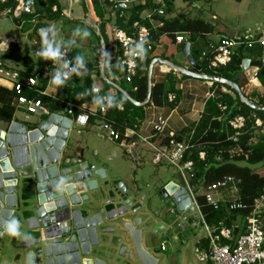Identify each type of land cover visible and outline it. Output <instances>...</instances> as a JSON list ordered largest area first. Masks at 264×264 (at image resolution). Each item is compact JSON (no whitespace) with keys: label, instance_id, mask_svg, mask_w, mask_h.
I'll return each mask as SVG.
<instances>
[{"label":"water","instance_id":"95a60500","mask_svg":"<svg viewBox=\"0 0 264 264\" xmlns=\"http://www.w3.org/2000/svg\"><path fill=\"white\" fill-rule=\"evenodd\" d=\"M130 7L129 3H124L118 4L116 9ZM89 23L98 30L93 21ZM111 35L112 27H109V39ZM99 43L100 77L134 105L142 106L149 102L152 66L155 62H161L178 72L226 84L251 109L264 111V105L248 99L235 82L198 73L201 64L188 55L189 42H185L184 51L191 67L196 70L184 69L162 58L153 59L147 68V96L143 102H137L105 76L106 47L102 36ZM248 63V59H245L242 69L245 70ZM32 125L37 126L28 127L14 120L5 129L0 128V240L7 233H12L15 238L21 230L13 217L19 208L16 187L20 177L34 181L36 191L35 213L24 216L27 225V230L22 234V247L27 249L25 264H106L103 258L107 256L99 252L104 240L109 241L111 248L118 250L119 264H158V258L147 250L148 245L145 246L149 241L147 234L150 226L145 211L140 203L125 196L126 188H122L120 183L106 188L105 172L95 165L72 161L73 158L67 163L57 162L71 129L70 120L50 114ZM178 187L177 183L170 182L159 194L164 198L170 197L177 208L184 211L189 200L183 189ZM87 192L92 193L96 200L89 199ZM99 192L105 195L102 204L99 203ZM117 195L122 197L119 202H116ZM85 203L87 208L84 211L81 207ZM117 227L119 235L115 232ZM162 229H166L165 224L155 232ZM18 262L19 257L15 263Z\"/></svg>","mask_w":264,"mask_h":264},{"label":"trees","instance_id":"16d2710c","mask_svg":"<svg viewBox=\"0 0 264 264\" xmlns=\"http://www.w3.org/2000/svg\"><path fill=\"white\" fill-rule=\"evenodd\" d=\"M72 1L79 4L83 10H86L85 0ZM90 1L96 15L101 18L104 17V9L106 7L111 8L110 12L107 13V20L113 22L111 23L113 27L122 28L125 31L130 32L131 25L134 21H139L148 27L152 26L147 17L141 16V13L144 10L152 9L150 0H145L143 4L138 5L134 3L130 8L122 9H116L115 4L110 3L108 0ZM164 1L165 15L155 16V19L163 21V25L157 28L152 27L154 30L151 31V41H153L152 50L149 51L147 48H144L143 56L138 62L135 75L132 76L130 82H127V86H122L124 85L122 84L124 83V79L120 77L121 81H119V85L132 99L137 102H143L145 100L147 96V68L152 60L149 55L153 51L159 35H172L174 32H186L189 34L188 42L194 46L195 50L193 55L196 57L204 56L203 59H200L202 72H204V74L222 77L231 80L240 86L237 76L242 69L241 65L243 61L248 59L249 66L256 68L254 76L264 87V61L262 47L259 45L238 47L234 51V54L227 65L211 69L208 67V53L202 49H197L196 43L199 42V39H201L202 36L212 32L213 26L199 18L189 17V15L183 11L179 12L175 17H166V14H171L174 6L173 0ZM53 3H55L54 0H49L47 6L41 4L39 9L32 10L30 16L33 19V15H37V12L40 11L38 14H42L41 11H44L48 15L49 21L61 18L59 11H51V5ZM190 4L191 2L187 3V6H190ZM7 5L14 9L12 11L14 15V12L16 13V3L14 1H9ZM2 6L4 7V5ZM27 16L29 15H18L14 17V20H17L18 22L21 18ZM39 25L42 24L37 21L33 27V31L37 38L42 37V35L37 32ZM99 30L107 49L108 40L106 34L100 28ZM263 30L264 28L257 32V35L254 37L260 35ZM70 44L71 43L67 41L64 45L50 48L47 64L49 65L51 61L56 59V56L61 49L67 48L69 51ZM98 46L100 47V45ZM19 50L20 45L15 40L8 41L7 48L5 50H0V60L5 63L6 68L13 69L6 64L5 60ZM106 60L107 58L105 59V62ZM94 62L95 66H97L98 62ZM78 64L80 69L83 64L81 62H78ZM115 71L118 75L120 74L119 69L115 68ZM171 72H173V70L168 72L165 82L155 83L151 86L149 101L153 104L161 105L164 102H167V96L169 93H177V90L174 88L175 82ZM42 73L43 72H40V74ZM33 74L35 75V73ZM104 74L108 77L107 67L105 65ZM39 80L43 82L42 79ZM101 81L104 92L111 88V86L104 80L101 79ZM41 82L38 81L36 83L35 89L44 90L45 83L41 84ZM213 84L219 87H224L228 92L225 93L218 91L216 95L217 97L208 99L198 122L191 127L184 129L181 133L174 134V139L187 142L190 145V147L182 154L181 161H192L193 168L191 184L196 189H198V187H205L206 185L221 179L223 176L230 175L239 180V183L236 184V193L231 194L228 190H223L221 192L229 193V197H225L224 199L227 201L235 199L242 204V208L229 210L227 209V203L221 201L219 202V207L213 209L211 205L205 203L202 195L198 194L197 196L201 213L208 225L216 226L222 224L225 227L232 228L234 235H238L243 232V224H246L247 218L254 209L255 201L259 199L264 190V175H258L251 168L258 164H264V128L257 127L254 122L257 118L260 119L264 125V111L251 109L239 99L237 93L228 85L219 82H213ZM91 90V78L88 75L83 74L79 76V74H77L62 84L61 98L52 99L46 95L25 89L23 90V94L27 98H40L43 106H47L46 108H48L50 112H55L62 110L65 106V102H77L79 104L87 102L93 96ZM80 94H82V97H80ZM17 96L18 94L13 89L0 86V123L3 125L7 126L14 117V113L16 112L14 104ZM98 102L106 109L104 118L111 121L114 128L121 134L119 140H116L119 142L124 138L123 131L126 128L134 129L143 115L142 106L134 105L117 90H115L113 95L106 94L105 101H102L100 94ZM118 104L122 106V109H118ZM219 105L225 106V109L221 110ZM239 115L245 118V124L240 130L234 129L229 125V120ZM100 118L103 117H101L98 112L95 116H89L88 124L84 128L86 129L94 125ZM236 132L238 133L237 135H235ZM168 136L161 138L158 145L166 144L168 142ZM233 137H235V139H233ZM200 151L204 152V158L199 157ZM240 163H245L246 166H241ZM237 218H240L241 220L237 221ZM259 219L262 222V228L264 231V210L260 213ZM206 248L207 240L205 238H200L196 243V249L205 251Z\"/></svg>","mask_w":264,"mask_h":264},{"label":"crops","instance_id":"0c3cea01","mask_svg":"<svg viewBox=\"0 0 264 264\" xmlns=\"http://www.w3.org/2000/svg\"><path fill=\"white\" fill-rule=\"evenodd\" d=\"M21 2L27 1V0H20ZM49 0H31V8L32 10H37L43 4L44 6H47ZM55 3L51 5V11L54 12L59 11L61 14V18L55 19L52 21L48 20V15L41 11L42 14L33 15L34 18L29 15L27 17L21 18L18 22L17 20H14V17L12 16H5L0 15V20L4 21L6 19H12L18 30L21 32V38L23 39V42L29 47V43H39L38 40L40 38H37L35 32L33 31V27L35 23L38 21V23L42 24L39 26L49 27L51 26L53 28V33L50 35V41L47 43V46L42 45L43 47H46V54H42L40 56H36L34 54V59L26 54L22 58L21 64L24 66V70L20 71L19 69H16L15 67H18V65L15 64V67H11L8 64V60L6 61V64L16 70H19L21 74H33V73H45L46 65H47V58H48V51L52 47H57L64 45L65 42L69 41L71 44L69 45L70 50L68 51L67 48H65L69 55L74 58L77 62H81L83 65L79 69V76L81 75H88L92 80V87L97 86L100 88L101 92L103 91V84L100 77V45L99 43V35L100 30L102 26H104V32L106 34L107 40H108V47L106 49V54L108 55L111 45V39H109V27H113L111 21L107 20V13L110 12L111 8L106 7L104 17L101 18L96 15V12L94 11L91 1L86 0V10H83L79 4L73 2L72 0H54ZM173 0V10L171 14H166V17H175L179 12H185L186 14L190 16V13L188 11H185V9H176L175 4ZM187 3L191 2V0H185ZM76 6V8H72V6ZM55 7V10H54ZM190 9V6H189ZM73 12H75V19L80 24L82 28L85 29V34L80 35L73 31L72 29L66 27L64 23V19L67 15H71ZM149 13V10H144L141 13L142 17H146ZM215 18V15L212 16V19ZM153 20H156L155 17H153ZM7 21V20H6ZM94 22L98 26V30L93 27L89 22ZM46 25V26H45ZM38 26V27H39ZM181 33L184 37V41L182 43H176L174 41L175 34ZM99 34V35H98ZM93 36L97 39L95 41L93 39ZM227 36L232 37L234 35H222L215 33L214 30L212 32L205 34L201 37V39L204 42H200L201 39H199V42L196 43V48L199 50H203L207 52V45L209 43L216 42L220 37ZM19 45H20V52L23 49V45L17 41L16 37H13ZM11 39H7L6 41H10ZM0 41L3 40L0 38ZM189 41V34L186 32H174L172 35L167 34H161L157 38V42L153 48V51L150 53V57L153 59L155 58H162L167 61L173 62L176 65H179L180 67L195 71L196 69L192 68L184 51V44L185 42ZM190 43V42H189ZM195 45V44H194ZM189 50L188 55L195 61L201 62L200 59H203L204 56L196 57L193 55L195 52L194 46L189 44ZM16 52V53H18ZM14 53V54H16ZM208 53V52H207ZM14 54L11 56V58H14ZM203 55V54H202ZM264 56V55H263ZM202 57V58H201ZM151 60V61H152ZM98 62V65L95 66V62ZM264 61V57H263ZM35 64L33 71L27 70L31 65ZM173 70L171 66L156 62L152 66L151 71V86L155 83H163L166 80L167 74L169 71ZM40 71V72H39ZM115 71V69H114ZM116 72V71H115ZM197 72V71H196ZM256 72L255 67H250L249 65L246 67V69H241L239 75L237 76L238 83L240 84L241 91L245 94V96L252 100L253 102L264 105V87L260 84V82L257 80V78L254 76V73ZM108 76L109 74L107 70ZM198 73H204L202 72V66ZM171 75L173 76L175 85L174 88L177 90V93H169L174 95V99L170 101L167 99V102H164L161 105H155L152 102H148L144 105H142L143 108V115L141 119L138 121L136 127L133 129L135 134L128 133L127 136L123 138L122 141H114L112 140L108 134L103 131L100 128V122H95V124L99 127V129L103 132L101 135L97 134L101 138L98 143L94 146L93 151V158H91L90 161L93 160V163L90 165H95L98 168H102L106 175V188L108 186L114 187L116 183H120L122 187L126 188V192L130 193L129 197L135 201V203L143 204L142 200L145 198V190H147L145 187L140 188L141 184H138L139 181H144L143 178H129L127 177L126 172L129 168V162H134V165L137 167H141V165L145 164L148 157H151V163L152 165L159 169L162 167V164L165 162H157L155 160L156 152L153 149L155 145H158L161 141V138H164L165 136H168L170 133L172 134H178L181 133L184 129L191 127L195 123L198 122V120L201 117V114L204 110L205 104L208 99L217 97V92H228L224 87H219L215 84H213V81L202 79L200 77H196L193 75L185 74L182 72H178L173 70L171 72ZM41 82V80H38ZM119 81H121V78H119ZM119 81L116 83L119 85ZM124 85L123 87L127 86V82L123 81ZM45 83L44 86V92L48 96H52L55 98H61V89L62 84L59 83L56 80H51L50 82H41V84ZM0 86H4L7 88L9 87V83L6 81L0 79ZM120 86V85H119ZM121 87V86H120ZM122 88V87H121ZM108 95H113L115 93V89H108L105 91ZM99 96L93 95L87 102L83 103V107L91 110L97 109L96 103L98 102ZM97 101V102H96ZM171 103V104H170ZM45 108L47 106H44ZM48 110V108H46ZM25 115L29 117L28 119L34 118V120H31L30 123L33 124L36 119H45L46 115L41 110L37 114H28L25 113L23 110H18L14 113L13 120L16 121V115L17 114ZM38 117V118H37ZM164 119V126L162 133L160 135H157L156 138H151L154 134L153 126L156 123V120L158 118ZM0 126H3L2 123H0ZM93 126V125H92ZM91 127V126H90ZM89 127V128H90ZM81 130L84 128L79 127ZM89 128H86L87 130H90ZM130 129V128H127ZM81 132V131H79ZM145 138V139H143ZM145 140H147L145 142ZM116 143L117 147L113 145ZM65 148V147H64ZM63 148V150H64ZM98 148V149H97ZM121 149L123 150V155L121 154ZM62 150V151H63ZM61 151V159L60 164L63 162V153ZM111 151V155L106 156L105 152ZM79 154V159L81 161H84V149L77 145L76 152ZM76 154V159L77 158ZM150 154V155H149ZM148 156V157H147ZM146 158V159H145ZM66 159V158H65ZM168 165V164H167ZM133 166V165H132ZM161 166V167H160ZM134 170V167H132ZM115 169V170H114ZM253 171L257 173L258 175H264V164H258L253 166ZM138 172V169L136 168L134 170V174ZM177 175V172H176ZM179 177V176H178ZM146 183V182H145ZM170 182L166 181L163 182V179L161 178L158 189H162L166 184ZM159 190V191H160ZM147 194V193H146ZM160 195V194H159ZM162 200L165 201L166 198L160 196ZM156 215L153 217V220L156 224H159L161 222L162 216L160 213L157 214L156 209L153 211ZM166 225V224H165ZM243 224V229H244ZM200 239V238H199ZM149 242V241H148ZM160 242V244H162ZM146 243V247H147ZM148 250V249H147ZM149 251V250H148ZM150 252V251H149ZM151 253V252H150Z\"/></svg>","mask_w":264,"mask_h":264},{"label":"built area","instance_id":"2783aa9c","mask_svg":"<svg viewBox=\"0 0 264 264\" xmlns=\"http://www.w3.org/2000/svg\"><path fill=\"white\" fill-rule=\"evenodd\" d=\"M9 1H14L17 5L15 10L16 13L14 12V15L12 12L14 9L7 5ZM108 1L115 4V7L118 4L129 3L132 6L134 3L138 5L145 2V0ZM30 2L31 0L23 2L20 0H0V15H9L12 17L20 16L22 14L30 15L32 13ZM150 4L152 5V9L149 10L146 17L152 24L151 27H148L139 21H134L131 25L130 32L118 27L112 28V43L108 55L106 54L107 60L104 63L111 75L110 77L108 76V79L112 82L116 83L119 81L120 77H122L124 81L130 82L132 76L135 75L138 62L143 56L144 48H147L149 51L152 50L153 41H151V31L154 30L152 27L157 28L163 25V21L159 19L153 20V17L165 15V1L150 0ZM2 5H4V7ZM37 32L42 35L40 38L41 44L47 46V43L51 39L50 35L53 33V28L51 26L48 28L40 26L37 28ZM174 41L176 43H182L184 41L183 35L181 33L175 34ZM253 45H259L262 47L264 55V30L256 37L252 35H234L232 37L222 36L216 42L207 45L208 67L215 69L227 65L231 60L234 51L238 47H251ZM7 46L8 43L0 41V50H5ZM48 53H50V50ZM115 68L119 69V75L114 71ZM78 73V62L69 55L65 48L58 52L55 60L51 61L49 65H46L45 73L42 74L35 73V75H23L19 70L6 68L5 63L0 60V79L9 83V87L18 94L14 104L16 111L23 110L28 114H37L42 110L46 116L57 114L68 118L70 120L71 128H83L87 126L89 116H95L98 112L100 113V116L103 117L97 120V122H100V128L105 131L112 140H119L121 134L114 128L111 121L104 118L106 109L97 101V109L95 110L83 107V103L65 102V106L62 110L50 112L42 105L40 98H27L23 94V90L25 89L46 95L44 90L35 89L36 83L39 79H42L43 82L56 80L63 84ZM91 91L93 95L99 96L101 94L102 101H105L106 93L101 92L99 87L94 86ZM48 97L57 99L52 96ZM80 97H82V94H80ZM167 97L170 101L174 99L173 94H168ZM117 106L118 109H122L120 104ZM219 107L221 110L225 109V106L223 105H219ZM12 121L14 120L12 119ZM164 122V119L160 117L156 120V123L153 126L154 134L151 138L162 133ZM254 122L257 127L264 128L263 122L260 119L256 118ZM244 124L245 118L241 115L235 116L229 120V125L234 129L240 130ZM128 133L135 134L132 128H126L123 131V137L127 136ZM237 134L238 133L236 132L235 135ZM233 139H235V137H233ZM146 141L147 140H145V142ZM189 147L190 145L187 142L177 141L174 139V134L170 133L166 144L155 145L153 149L156 152L155 160L157 162H165L171 165V167L173 166L180 178L178 188L183 189L186 198L189 200V205L186 206L182 212L192 213L194 216L189 220L192 226L195 227L201 225L204 229V236L202 238L207 240V248L205 251L199 250V252L201 251V253H199L200 259L205 260L208 264H264V231L262 228V222L259 219L260 213L264 210V190L259 199L255 201L254 209L247 218L244 230L240 234L234 235L232 228L225 227L222 224L216 226L208 225L204 220L197 201L198 194L202 195L205 203L211 205L213 209H217L220 205L219 202L221 201L227 203V209L229 210L242 208V204L235 199L228 201L224 199L222 197L223 192H221L223 190H228L231 194L236 193V184L239 183V180L234 176H223L221 179L212 182L205 187H198V189H196L191 184L193 168L192 161H181L182 154ZM199 157L204 158L203 151L199 152ZM77 158L78 159H72V161H79V154H77ZM60 160H62L61 153L59 154L57 162L60 163ZM69 161H71V159L63 160V162L66 163ZM190 207L192 208L191 211H189ZM160 249L165 250V247L161 245Z\"/></svg>","mask_w":264,"mask_h":264},{"label":"rangeland","instance_id":"374dc122","mask_svg":"<svg viewBox=\"0 0 264 264\" xmlns=\"http://www.w3.org/2000/svg\"><path fill=\"white\" fill-rule=\"evenodd\" d=\"M174 4L176 9H185V11H188L192 18H199L211 24L215 33L218 34L231 36H255L257 35V32L264 28V0H191V9H189L185 0H175ZM74 7L76 8L75 5L72 6V8ZM213 15H215L214 19H212ZM6 20H0V38L3 40L2 42L8 43V41H6L7 39L12 40L14 39L13 37H16L17 41L23 45V49L14 54V58H8L7 62L11 67H15V64L18 65V67L15 68L22 71L24 70V66L21 62L22 58L26 54L30 55L34 59V54L36 56H40L42 54H46L47 50L45 46H42L41 40H38L39 43L36 44L32 42L29 43L28 47L23 42L20 35L21 32L18 30L15 22L12 19ZM76 20L75 12H73L71 15H67L65 17L64 23L66 27L72 29L80 35H84L85 29L82 28ZM100 29L104 31V26ZM93 39L97 41L94 36ZM200 42L204 41L201 39ZM34 66L35 64L33 63V65L27 68V70L33 71ZM28 118L29 117L19 113L16 115L17 122L25 123L28 127H36L37 125H32L30 123V121L34 120V118ZM36 120L40 121L39 119ZM4 127H6V125L0 126V128L5 129ZM89 129L90 130L83 128L81 130L77 127L70 129L65 148L62 151L63 159H75L74 157H76L77 154L75 153L77 145H80L85 152V162L93 164L89 162H93V160H90L93 158L92 153L94 151V146L101 139L98 138L99 136L97 134L101 135L103 132L96 124L91 126ZM113 145L117 147L116 143ZM105 154H107L106 156H109L111 155V151H108V153L106 151ZM121 154L123 155L122 149ZM240 165L246 166L245 163H240ZM130 167L131 169H128L125 175L132 179L137 177L143 178L144 181H139L138 179V184H141L140 188L145 187L147 189L145 190V198L142 200L143 204L141 205L145 211L146 221L150 224L149 232L147 234V238L149 240L147 249L158 258V264H208L205 260L200 259L199 253H201V251L199 252V249H196V243L199 238L204 236L203 227L201 225L193 227L189 220L194 215L192 213L180 211L177 208L176 203L171 198H166L165 201L162 200L159 195L160 189L157 190V186L161 178L163 179V182L168 181L179 183V177L176 175L174 167L164 163L162 164V167L160 166L161 168L157 169L152 165L151 157H148L146 163L141 165V167H137L134 165V162L130 161L129 168ZM132 167H134V170L136 168L138 169L136 174H134ZM251 168L253 169V167ZM34 185V181H26L23 178H18L16 191L19 208L15 210L13 217L18 221V226H20L21 230L17 233L15 238L12 233H7L4 238L0 240V264H4L5 262L25 264L27 249L22 247V234L27 230V225L24 220V216L28 213H35L36 191L34 189ZM87 193L89 195V199L96 200L92 193ZM129 194L130 193L127 192L125 196L129 197ZM228 194L222 193V197H229ZM98 195L100 197L99 203L102 204L105 200V195L100 192ZM117 196L118 199H116V202L121 201L122 197L120 195ZM81 208L84 210L87 208V204L85 203ZM155 209L157 214L160 213L162 216L159 224H156L153 220V217L156 216L153 212ZM236 220L240 221L241 219L237 218ZM163 224H166V229L155 232L156 229L162 228ZM110 225L112 226V224ZM115 232L119 235L118 227ZM114 235L115 233L113 235H109L108 239ZM162 241L163 243L160 244ZM108 242V240H104L101 243L99 252L107 257H111L110 259L102 257L107 262L106 264H119L118 260L120 258L117 254L118 250L111 248ZM161 245L165 247L166 250L160 249ZM18 257L19 262L15 263ZM91 257L93 258V256Z\"/></svg>","mask_w":264,"mask_h":264},{"label":"flooded vegetation","instance_id":"af4514ba","mask_svg":"<svg viewBox=\"0 0 264 264\" xmlns=\"http://www.w3.org/2000/svg\"><path fill=\"white\" fill-rule=\"evenodd\" d=\"M178 175V174H177ZM179 182H180V178H179ZM177 184H179V183H177ZM162 189H163V187H162ZM161 191V190H160ZM160 191H159V193H160ZM163 195H164V193H162ZM167 199H169V198H167ZM166 250V249H165Z\"/></svg>","mask_w":264,"mask_h":264},{"label":"clouds","instance_id":"9594fccd","mask_svg":"<svg viewBox=\"0 0 264 264\" xmlns=\"http://www.w3.org/2000/svg\"><path fill=\"white\" fill-rule=\"evenodd\" d=\"M106 58V57H105ZM108 78V77H107ZM112 89H114L113 87H111ZM105 93V92H104Z\"/></svg>","mask_w":264,"mask_h":264},{"label":"bare ground","instance_id":"6f19581e","mask_svg":"<svg viewBox=\"0 0 264 264\" xmlns=\"http://www.w3.org/2000/svg\"><path fill=\"white\" fill-rule=\"evenodd\" d=\"M173 70H175L174 68H172ZM176 71V70H175Z\"/></svg>","mask_w":264,"mask_h":264}]
</instances>
